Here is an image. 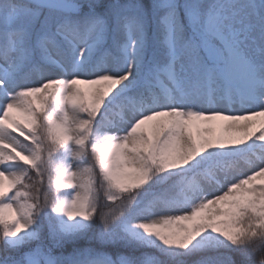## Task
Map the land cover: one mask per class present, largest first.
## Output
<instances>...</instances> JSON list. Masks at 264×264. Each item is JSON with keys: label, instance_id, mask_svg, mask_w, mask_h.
<instances>
[{"label": "rangeland", "instance_id": "rangeland-1", "mask_svg": "<svg viewBox=\"0 0 264 264\" xmlns=\"http://www.w3.org/2000/svg\"><path fill=\"white\" fill-rule=\"evenodd\" d=\"M27 1L55 10L58 15L62 13L61 16L76 10V0ZM203 1L149 0L148 11L123 5L115 9L111 19H99L96 25L89 26L83 36L82 30L62 25L58 27L60 32L79 40L74 64L63 42L54 36L51 21L43 19L38 9L0 4V36L6 38L9 35L12 39L11 47L5 53L0 43V86L3 89L0 95V223L7 225L5 238L8 246L17 247L33 229V206L23 200L20 191H11L27 174V167L21 159L44 164L43 157L35 155L32 138L15 127L13 115L26 112L23 92L28 91L36 100L42 101L47 88L60 80L64 81L65 101L61 107L52 110L50 116L62 128L69 142L64 166L66 179L72 185L66 193L71 204L70 213L76 212L77 197H85L89 188V170L84 160L87 125L79 108L77 85L80 81L75 78L86 80L90 95L94 97L100 95L104 80L111 79L118 91L129 89L131 95L141 99L139 107L123 110V120L104 131L109 150L116 156L115 163L121 164L127 172L142 168L139 152L157 142L162 126L169 121L179 128L176 146L179 151L188 152L189 163L200 156L211 162L209 168L213 182L197 179V191L184 205L168 204L160 199L151 201L149 209L135 215L126 226L134 236L141 228L147 233H155L180 227L182 232L188 233L203 211L217 221L224 202L241 194L248 195L258 211H264V197L256 200L258 195L253 187L241 182L245 176L264 168V155L254 162L238 158L211 161L222 146L232 140L239 145L243 136L255 127L264 138V112L259 110L260 105H264V94L258 95L248 82L254 72H250L245 64L248 48L241 47L251 43L256 54L263 49L264 43L255 42L257 30L261 31L264 40L263 0H223L208 19L203 15ZM158 17L168 18L170 22L169 64L164 68L156 64L145 38L148 22L154 25ZM121 20H126L130 37L126 45L127 57L119 66L107 46L115 43L114 32ZM98 36L99 47L90 54V44ZM45 50L51 59L62 64L61 71L43 64L39 55ZM98 51L96 61L86 65L85 62ZM184 61L196 64L200 75H217L225 85L219 87L221 90L215 89L212 81L207 93L198 94L196 105L180 102L178 97L192 92L195 86V75L186 71ZM237 108H240L236 116L241 118V124H226L224 120L231 119V112ZM253 146L250 145L249 149ZM122 226L121 221H116L102 227V240L108 244L122 242ZM57 234L58 237L53 234L50 237L52 247L58 239H68V235L61 231ZM94 255L92 264L158 262L152 256L139 255L133 259L127 255L119 258L105 253ZM23 262L37 264L33 255L25 256Z\"/></svg>", "mask_w": 264, "mask_h": 264}, {"label": "trees", "instance_id": "trees-1", "mask_svg": "<svg viewBox=\"0 0 264 264\" xmlns=\"http://www.w3.org/2000/svg\"><path fill=\"white\" fill-rule=\"evenodd\" d=\"M221 1L205 0L201 7L207 14ZM2 3L9 7L34 8L19 0H0ZM148 3L149 0H76V10L66 16L47 7L35 9L40 11L43 19L51 21L54 36L74 55L70 42L57 31L61 24L83 26L95 16L109 20L115 9L123 5L148 11ZM262 8L264 10V0ZM51 12L56 13L50 15ZM48 17L51 18L46 19ZM129 37L128 25L121 20L114 32L115 43L107 46L119 64L124 61ZM146 37L156 64H164L171 45L169 19L158 17L154 25L148 22ZM98 45V40L91 45L92 53L97 51ZM39 56L42 62L56 66L46 52L42 51ZM62 84L49 87L43 93L42 101L23 95L26 112L13 116L16 128L32 138L35 155L43 157L44 164L22 159L27 174L11 191H20L23 200L33 206L32 234L24 236L17 247L8 246L7 225L0 223V264H25L23 258L27 255L35 256L37 264H90L95 253L116 258L127 255L133 259L139 255L152 256L158 260L157 264H264V212L257 211L247 195L228 199L218 221L210 219L207 211L202 212L189 233L177 228L148 234L141 228L134 236L126 228L135 215L149 209L151 201L185 202L186 194L195 192V178L210 177L205 156L189 163L188 152L178 150L179 128L173 121L161 128L159 140L154 145L139 152L143 162L139 171L127 172L121 164L115 163L116 156L108 150L103 130L114 127L122 118L123 110L137 107L140 101L128 91H118L112 80L104 81L97 97L90 95L85 81L77 85L79 108L87 125L84 160L89 170V188L85 197H77L76 212L70 213L71 204L66 193L72 185L66 179L64 166L69 143L62 128L50 116L52 110L64 104ZM241 140L239 145L232 140L222 146L214 160L243 158L256 161L262 158V146L251 153L245 150L247 144H258L262 140L260 133H247ZM116 221L122 222L123 240L108 244L100 236L101 228ZM59 231L67 234L68 239L61 236L52 247L50 237L59 235Z\"/></svg>", "mask_w": 264, "mask_h": 264}, {"label": "bare ground", "instance_id": "bare-ground-1", "mask_svg": "<svg viewBox=\"0 0 264 264\" xmlns=\"http://www.w3.org/2000/svg\"><path fill=\"white\" fill-rule=\"evenodd\" d=\"M255 42L258 44L264 43L263 40V34L261 31L257 30L255 31ZM241 47L248 48V56H246L245 64L248 68L251 69L250 72H254V75L248 79V82L251 84V86L254 88L255 92L260 94H264V45L263 49L260 50V53L256 54L254 51V47L251 43H248L247 45H241ZM189 62V63H188ZM184 67L186 71H188L189 74L195 75V86L194 90L192 92L186 93L183 97H178V100L180 102H185L186 104L190 105H196V98L198 97V94L202 91H205L207 93V90L209 91L211 87L212 81L215 83V89H219V87L225 85L224 80L220 79L217 75L212 76V74H206V75H200V70L198 66L190 61H184ZM224 83V84H223ZM221 84V85H220ZM221 90V88L219 89ZM250 102V101H247ZM240 108L235 109V112L232 111V118L224 120L230 125L232 124H241L239 123L241 121V118L236 116V114L239 112ZM260 113L264 112V105H260ZM264 115V113L262 114ZM241 182H244L249 188L253 187L256 194L258 195L257 198L264 197V168L254 172L250 176H245L244 180H241ZM257 202V201H256Z\"/></svg>", "mask_w": 264, "mask_h": 264}]
</instances>
